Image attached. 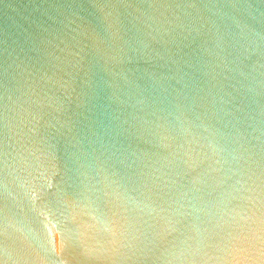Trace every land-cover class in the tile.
<instances>
[{"label": "water", "instance_id": "obj_1", "mask_svg": "<svg viewBox=\"0 0 264 264\" xmlns=\"http://www.w3.org/2000/svg\"><path fill=\"white\" fill-rule=\"evenodd\" d=\"M0 264H264V0H0Z\"/></svg>", "mask_w": 264, "mask_h": 264}]
</instances>
